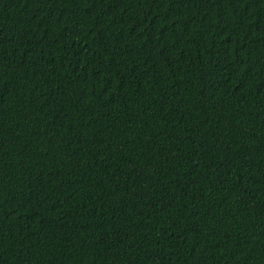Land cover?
Listing matches in <instances>:
<instances>
[{
  "label": "trees",
  "instance_id": "16d2710c",
  "mask_svg": "<svg viewBox=\"0 0 264 264\" xmlns=\"http://www.w3.org/2000/svg\"><path fill=\"white\" fill-rule=\"evenodd\" d=\"M0 264H264V0H0Z\"/></svg>",
  "mask_w": 264,
  "mask_h": 264
}]
</instances>
